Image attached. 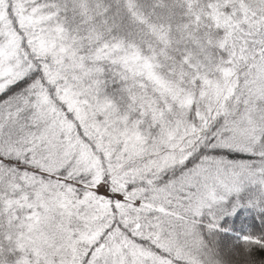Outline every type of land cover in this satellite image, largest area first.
<instances>
[{"label": "snow or ice", "instance_id": "snow-or-ice-1", "mask_svg": "<svg viewBox=\"0 0 264 264\" xmlns=\"http://www.w3.org/2000/svg\"><path fill=\"white\" fill-rule=\"evenodd\" d=\"M0 264H264V0H0Z\"/></svg>", "mask_w": 264, "mask_h": 264}]
</instances>
